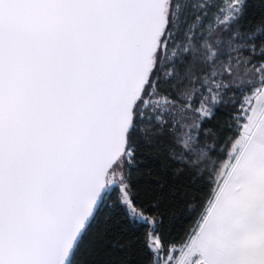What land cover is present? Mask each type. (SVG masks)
I'll use <instances>...</instances> for the list:
<instances>
[{
  "label": "snow or ice",
  "instance_id": "1",
  "mask_svg": "<svg viewBox=\"0 0 264 264\" xmlns=\"http://www.w3.org/2000/svg\"><path fill=\"white\" fill-rule=\"evenodd\" d=\"M249 13L0 0V264H264V11ZM159 146L180 167L136 188Z\"/></svg>",
  "mask_w": 264,
  "mask_h": 264
},
{
  "label": "trees",
  "instance_id": "2",
  "mask_svg": "<svg viewBox=\"0 0 264 264\" xmlns=\"http://www.w3.org/2000/svg\"><path fill=\"white\" fill-rule=\"evenodd\" d=\"M249 19L253 22H257L259 19V13L264 11V8L261 7L260 0H249ZM259 35V34H258ZM219 122H223V113L221 112L218 115ZM217 120L212 121L213 125L217 124ZM178 135H183L182 131L177 133ZM138 169L139 171H133V184L136 188L143 187L145 181L151 182L150 177L160 174L164 169L175 170L180 167V165L175 164L168 157V151L166 146H159L153 148H145L138 156ZM186 184V190L193 196L203 198L208 191V186L202 181L197 182H184ZM172 215L168 217L173 225L175 231H181L183 228H186L191 222L188 220L189 213L185 210L182 203H177L171 209ZM130 229V234L132 231H135L130 224L124 225Z\"/></svg>",
  "mask_w": 264,
  "mask_h": 264
},
{
  "label": "rangeland",
  "instance_id": "3",
  "mask_svg": "<svg viewBox=\"0 0 264 264\" xmlns=\"http://www.w3.org/2000/svg\"><path fill=\"white\" fill-rule=\"evenodd\" d=\"M224 3L227 4L228 0H224ZM233 3H235V0H233ZM221 10H224V9H221Z\"/></svg>",
  "mask_w": 264,
  "mask_h": 264
}]
</instances>
